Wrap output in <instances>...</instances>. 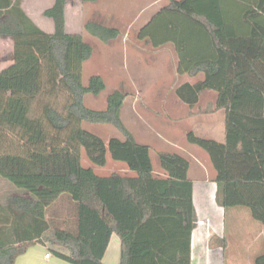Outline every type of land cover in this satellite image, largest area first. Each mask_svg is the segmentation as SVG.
Instances as JSON below:
<instances>
[{
	"label": "trees",
	"instance_id": "16d2710c",
	"mask_svg": "<svg viewBox=\"0 0 264 264\" xmlns=\"http://www.w3.org/2000/svg\"><path fill=\"white\" fill-rule=\"evenodd\" d=\"M168 1L159 13L164 28L151 35L146 27L140 38L151 35L155 47L175 45L178 73L203 75L176 89L181 102L194 107L203 92L216 93L226 115L225 143L193 132L187 141L209 155L218 205L247 208L264 226V0L242 13L248 34L238 33L242 25L231 22L233 10L223 9V0ZM66 8L67 0H55L43 12L54 24L49 34L20 0H0V37L14 43L13 63L3 69L0 59V178L21 192L0 204V264H16L35 244L70 264H104L113 233L121 240L120 264H191L199 223L191 162L160 153L163 175H156L150 146L121 119L124 92L110 94L104 111L85 105L86 95H101L106 82L95 75L83 84L94 49L67 32ZM85 29L102 42L121 35L93 21ZM84 122L113 125L125 139L105 141ZM83 152L95 167H106L110 157L134 175L99 176L82 165ZM214 238L227 247L226 237ZM254 263L264 264V254Z\"/></svg>",
	"mask_w": 264,
	"mask_h": 264
},
{
	"label": "rangeland",
	"instance_id": "374dc122",
	"mask_svg": "<svg viewBox=\"0 0 264 264\" xmlns=\"http://www.w3.org/2000/svg\"><path fill=\"white\" fill-rule=\"evenodd\" d=\"M41 1L43 6L40 5L33 11V18L42 30L49 29V26L53 29L52 21L42 15V9L47 8L49 4L44 5L46 0ZM235 1L243 4L247 0ZM154 2L155 0H97L95 3H83L80 0H69L66 28L68 33L81 35L94 49L91 59L83 66V84L87 86L90 78L95 75H100L106 82V90L101 95H86L85 105L93 110L104 111L107 109V99L110 94L117 90L124 92L126 100L121 109V119L139 143L150 146L152 163L156 175H159V173L162 174L160 153L184 155L182 151L161 140L160 133L167 135L171 132L168 134L172 141L185 146L190 145L192 149L206 155L202 149L189 144L183 134L193 130L200 137L215 138L206 134L205 127L209 126L210 120L204 111L215 106L216 94L210 92L203 94L199 106L193 108L191 115L188 114L187 108L181 109L178 102L172 98L177 85L186 81L194 82L197 78L189 75L180 76L175 45L171 43L161 47L153 45L151 35L159 34V30L164 28L165 22L159 15L160 10L169 1ZM233 4L237 3L233 2ZM26 8L32 9L29 4ZM240 10L239 6H236L232 14L230 13L231 22L237 26L246 25ZM90 21L117 28L121 31V35L112 41L102 42L86 31L85 26ZM144 28L146 33L151 35L141 39L140 34ZM148 51H154V53ZM0 52V59L3 57L9 59L12 56L10 48L2 41H0ZM11 63L8 60L2 66L7 67ZM218 119L220 120V117L215 115L214 122L218 123ZM82 127L105 141L111 138L125 139L122 132L113 125L84 122ZM190 160L189 177L191 179H194L196 174L205 178L209 175L207 169H213L205 160H202V163ZM82 165L85 168L93 167L99 176H109L113 173L130 174L125 164L115 162L110 157L106 167H95L89 162L84 152ZM18 192V189L10 182L0 178V204ZM64 207H68L66 202ZM62 214L65 216L66 211ZM201 216L200 219L203 218ZM203 224L201 220L199 227H203ZM247 224L246 220L235 219L229 213L226 222H222L223 226L226 225L225 228L223 227L222 234L227 239V247L223 249L218 239L213 237L208 247L199 250L195 257H223L221 264H255V258L262 251V247L253 241L252 231L245 229ZM217 248H220V251H214Z\"/></svg>",
	"mask_w": 264,
	"mask_h": 264
},
{
	"label": "crops",
	"instance_id": "0c3cea01",
	"mask_svg": "<svg viewBox=\"0 0 264 264\" xmlns=\"http://www.w3.org/2000/svg\"><path fill=\"white\" fill-rule=\"evenodd\" d=\"M20 1L22 4V8L26 12V14L37 25V22L33 18V11L36 10L38 7H40V5L43 6V4H42L43 2L41 0H20ZM163 1L164 0H162V1L161 0H155L154 3H161ZM54 2H55V0H46L44 2V5H46V4H49V5L47 6V8L42 9V15L46 9H48L49 7H51L54 4ZM68 2H69V0H67V8H66V25H67V19H68ZM233 2H235L237 4H233ZM256 2H257V0H247V1H244L243 4H241V3L236 2L235 0H223L222 1L223 9H226V11L230 10V7H231V10H233V6H235V5L239 6V8L241 9L240 15H242V13L246 9V7L252 6ZM28 4L32 7V9L28 10L26 8V6ZM167 4H165V6ZM47 20H50V19H47ZM52 24H53V22H52ZM66 30H67V28H66ZM44 31H46V32L48 31L47 33L52 34L54 32V24H53V29L50 28V26H49V29L44 30ZM249 31L250 30H249L248 26H244V27L242 26V29H239L238 33L239 34H248ZM0 41H2L3 44L5 43L8 45V48H10L11 55H12L11 58H9V59H8V57H3L1 59V61H2L1 65H3V63L7 62L8 60H10L13 63V50H14L13 41L9 38H4V37H0ZM166 47L172 48L171 46H166ZM166 47H164V48H166ZM164 48H162V49H164ZM148 52L154 53V51L153 52L148 51ZM177 63H178V60H177ZM7 67L2 66L3 69L7 68ZM196 78H197V80L194 82L186 81V82H183V83L177 85V87L174 89V94L172 96V98L178 102V104H179L178 106L181 109L187 108L186 110H188L189 115L192 114L193 108L199 106L203 94L209 93V92L212 94L214 93L212 91L203 92L200 96L199 103L194 107H189L188 105L181 102L180 99L175 94L176 89L185 83L195 84V83L203 80L204 77H203V75H199ZM215 97L217 99V95H215ZM204 114L210 120V122L208 124L209 126L205 127L206 134L209 136L215 137V138H212V140H215L219 143H225V141H226V115H225V112L223 110L217 109L216 100H215V106L210 110H205ZM215 115H218L220 117V120L218 119V123L214 122L215 121L214 120ZM189 132H193L196 135V133L193 130H189L183 134V137H185L186 140H187V134ZM168 133L171 134V132H168ZM168 133H167V135H163L162 133H160L161 140H163L165 143H168L169 145L173 146L174 148H176L179 151H182L184 153V155H182V154H180V155L187 157L189 160L190 159L196 160L197 163L198 162L202 163V160H205L207 163L211 164L209 155L206 152H205L206 155H202V153H199L195 149H192V146H190V145L185 146V145L179 144L175 141H172L170 138V135ZM207 139H209V138H207ZM176 154H178V153H176ZM190 162H191V160H190ZM211 166H212V164H211ZM212 168H213V166H212ZM207 170L209 171V175L206 176L205 178H201L197 174L195 175L196 177L194 179H191L189 177V179L192 180V182L194 183V191H193L194 192V204H195L197 214H198V219H199L198 226L192 234V257H191L192 262H191V264H221L222 263L223 257H195V254L199 250H201V249L203 250V248L208 247L209 242H210L212 237H218V238L225 237L222 234V231H223V227L226 225L223 226L222 222L223 223L226 222L227 216L229 215V213H231L233 215V218H235V219L237 218V219H241L244 221L246 220V222L248 224L245 225V229H247L248 231L249 230L252 231L251 234L253 235V239H254L253 241L255 243H258L262 247V251L259 252V254L257 256L264 254V226L262 224H260L259 222H257L256 220H254L250 210L247 208L238 207V208H231V209L225 211L222 207H220L217 203L218 186H217V183L215 182L216 171L214 170V168L211 170L208 168ZM198 172H199V169H198ZM199 174H200V172H199ZM127 175L133 176L134 174L130 172V174H127ZM159 175H163V174L159 173ZM102 177H106V176H102ZM198 177H200V178H198ZM20 193L21 192L19 191L18 193H16V194L14 193L13 195H17ZM7 199L4 203L7 202ZM4 203H2V204H4ZM200 215H202L203 218L200 219L199 218ZM201 220L204 222L203 227H199ZM121 247H122V245H121L120 238L118 237L117 234L113 233L110 237V240L107 244L106 250H105L103 258H102V261L104 262V264H120L121 263V249H122ZM214 251H220V248H217ZM47 255H49V257H47ZM16 264H70V263L55 257L48 250V248H46L45 246H43L41 244H35L34 246H31L25 254L18 257Z\"/></svg>",
	"mask_w": 264,
	"mask_h": 264
},
{
	"label": "built area",
	"instance_id": "2783aa9c",
	"mask_svg": "<svg viewBox=\"0 0 264 264\" xmlns=\"http://www.w3.org/2000/svg\"><path fill=\"white\" fill-rule=\"evenodd\" d=\"M47 257H49V255H47Z\"/></svg>",
	"mask_w": 264,
	"mask_h": 264
}]
</instances>
